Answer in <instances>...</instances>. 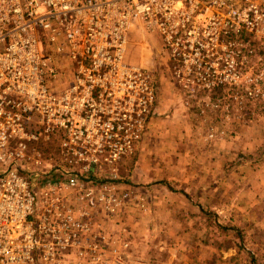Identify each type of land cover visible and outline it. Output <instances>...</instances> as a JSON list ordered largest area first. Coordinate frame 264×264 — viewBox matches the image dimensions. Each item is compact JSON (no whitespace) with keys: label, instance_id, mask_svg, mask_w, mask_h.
I'll list each match as a JSON object with an SVG mask.
<instances>
[{"label":"built area","instance_id":"obj_1","mask_svg":"<svg viewBox=\"0 0 264 264\" xmlns=\"http://www.w3.org/2000/svg\"><path fill=\"white\" fill-rule=\"evenodd\" d=\"M136 26L180 87L264 101V0H0V264L126 263L118 166L157 109Z\"/></svg>","mask_w":264,"mask_h":264},{"label":"rangeland","instance_id":"obj_2","mask_svg":"<svg viewBox=\"0 0 264 264\" xmlns=\"http://www.w3.org/2000/svg\"><path fill=\"white\" fill-rule=\"evenodd\" d=\"M127 55L152 72L157 109L118 166L144 206L129 201L115 233L160 259L168 248L157 253L151 241L190 264H264V101L246 99L243 87H180L161 39L137 26ZM254 62L263 66L264 55Z\"/></svg>","mask_w":264,"mask_h":264},{"label":"crops","instance_id":"obj_3","mask_svg":"<svg viewBox=\"0 0 264 264\" xmlns=\"http://www.w3.org/2000/svg\"><path fill=\"white\" fill-rule=\"evenodd\" d=\"M121 225V224H120ZM117 225L115 222H111L108 224V226L110 228H114V229H120V230H125L122 226ZM105 226V223H104ZM129 247L127 249L124 250V252L128 253L126 254L125 258H124V262L126 261L125 264H188L189 262H183V257L178 256L177 254H181V252H176V249H174V251H170L171 247L170 245H167V243H164V241H159V242H155V241H151L150 246H152V248H155V252L158 253V245L160 246L161 249L163 248H168L167 251V256L166 258H164L165 254L161 253V259L160 258H156L157 256L155 254H150V255H141L139 254V251L137 250V247H133V244L135 245V242L129 240ZM133 242V243H132ZM145 246H147L146 244H144ZM137 246V245H136ZM134 249V250H133ZM172 249V250H173ZM121 251H123V248L121 249ZM190 264V263H189Z\"/></svg>","mask_w":264,"mask_h":264}]
</instances>
